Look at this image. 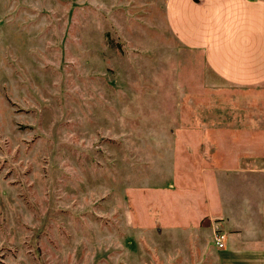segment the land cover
Returning a JSON list of instances; mask_svg holds the SVG:
<instances>
[{
    "label": "rangeland",
    "instance_id": "obj_1",
    "mask_svg": "<svg viewBox=\"0 0 264 264\" xmlns=\"http://www.w3.org/2000/svg\"><path fill=\"white\" fill-rule=\"evenodd\" d=\"M160 1L0 0V264H216L203 186L233 175L198 167L264 153V88L187 58Z\"/></svg>",
    "mask_w": 264,
    "mask_h": 264
},
{
    "label": "crops",
    "instance_id": "obj_2",
    "mask_svg": "<svg viewBox=\"0 0 264 264\" xmlns=\"http://www.w3.org/2000/svg\"><path fill=\"white\" fill-rule=\"evenodd\" d=\"M160 2L165 24L175 38L174 44L181 48L187 58L191 56L201 60L207 72L223 87L264 88V0ZM154 25L161 28V23ZM214 119L216 121L208 119L206 132L210 129L214 133L249 130L240 127L243 123L237 119ZM190 129L203 132L202 129ZM223 137L221 135L217 139L222 140ZM232 139L236 140V136ZM243 154L247 157L240 166L198 167L203 176L207 172L233 175L230 179L222 176L221 180L205 181L203 186L204 222L209 228L220 226L228 236L224 249H218L213 243L216 264H264V163L259 160L264 153L259 154L246 147ZM192 157L198 164H213L216 155L213 150L196 151ZM235 158V162H238L239 157Z\"/></svg>",
    "mask_w": 264,
    "mask_h": 264
},
{
    "label": "built area",
    "instance_id": "obj_3",
    "mask_svg": "<svg viewBox=\"0 0 264 264\" xmlns=\"http://www.w3.org/2000/svg\"><path fill=\"white\" fill-rule=\"evenodd\" d=\"M228 236L225 231L220 229L219 227H216L214 230V244L218 249H224L227 245Z\"/></svg>",
    "mask_w": 264,
    "mask_h": 264
}]
</instances>
